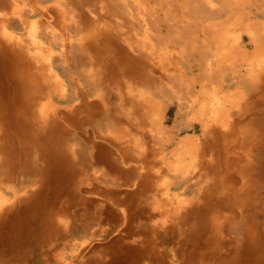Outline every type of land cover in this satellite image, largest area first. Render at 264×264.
<instances>
[{
  "label": "bare ground",
  "instance_id": "1",
  "mask_svg": "<svg viewBox=\"0 0 264 264\" xmlns=\"http://www.w3.org/2000/svg\"><path fill=\"white\" fill-rule=\"evenodd\" d=\"M0 264H264V0H0Z\"/></svg>",
  "mask_w": 264,
  "mask_h": 264
},
{
  "label": "rangeland",
  "instance_id": "2",
  "mask_svg": "<svg viewBox=\"0 0 264 264\" xmlns=\"http://www.w3.org/2000/svg\"><path fill=\"white\" fill-rule=\"evenodd\" d=\"M46 4L47 3H43L42 5H46ZM33 21H34V19H33ZM46 33L48 34V36H50L47 43H49V45H51L52 44L51 36L53 35L52 34L53 30H49ZM56 38L54 41L58 42L60 39H59V37H56ZM54 49L56 50L57 53H60V55L57 54L58 56H62L60 48L55 47ZM58 64H60V65L58 66ZM54 66H55V70L57 71V73H59L60 78L66 83L69 82L67 75L65 76L63 74V72L64 73H66V72L70 73L68 64L60 62L57 60L54 64ZM159 118H160V121L155 128V132L157 133V137L159 139L158 141H160V143L157 144L155 146V148L157 149V152L159 153L160 156L163 155V151L161 149V148L164 149L163 143L170 142L171 140H173L174 146L172 148H170V150L175 151V150L181 149L182 145L188 139L200 138V136H202V134H203V128L200 125V123L193 121V120L187 121L186 116L184 115V111L181 110V108H180V101H178V100L177 101L176 100H170L169 102L164 104L162 106L161 111H160ZM89 136H91V138H93L96 141L97 145H100V146H96V147H90L89 151L93 152L94 157H100L102 155L100 147H102V145H107V140L102 138L98 132L97 133L91 132V135H89ZM160 146H161V148H160ZM148 147H149V145H148ZM166 153L168 154L167 151H166ZM94 168L100 174L104 170L99 165H95ZM190 173H191V175L188 177L190 180H189L188 184L183 189H186L189 186H194L193 184H196V181L194 180V172L192 169H190ZM99 177H101V175H99ZM161 180L162 181L164 180V182H167V181L170 182V181H172V178L168 177V176H163ZM162 181H160V182H162ZM94 183H96V182L94 181ZM110 185L113 188H116L115 184H113L111 182H110ZM163 188H164V186L162 185V190H163ZM195 188H197V187H195ZM120 189L122 190V197H126L127 194L130 193V191H131L130 188L127 187L126 185H124V186L121 185ZM183 189L180 191H175L174 193L179 194L181 199H183V200L190 199L192 196V192H191V194L190 193L183 194ZM92 198H94V200H98L99 196L96 195V196H93ZM72 211H74V210H72Z\"/></svg>",
  "mask_w": 264,
  "mask_h": 264
}]
</instances>
